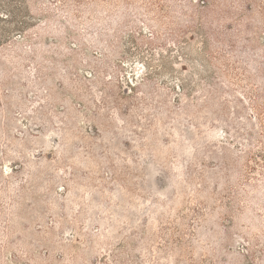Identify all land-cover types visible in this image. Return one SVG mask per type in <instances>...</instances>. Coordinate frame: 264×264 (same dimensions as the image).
<instances>
[{
    "label": "rangeland",
    "instance_id": "obj_1",
    "mask_svg": "<svg viewBox=\"0 0 264 264\" xmlns=\"http://www.w3.org/2000/svg\"><path fill=\"white\" fill-rule=\"evenodd\" d=\"M0 14V264H264V0Z\"/></svg>",
    "mask_w": 264,
    "mask_h": 264
},
{
    "label": "trees",
    "instance_id": "obj_2",
    "mask_svg": "<svg viewBox=\"0 0 264 264\" xmlns=\"http://www.w3.org/2000/svg\"><path fill=\"white\" fill-rule=\"evenodd\" d=\"M1 15H5V14H0V17H1ZM3 17H5V19L8 17V14H6L5 16H3Z\"/></svg>",
    "mask_w": 264,
    "mask_h": 264
}]
</instances>
